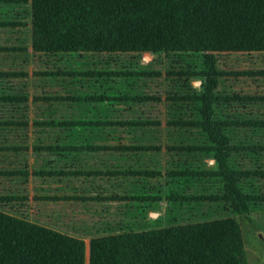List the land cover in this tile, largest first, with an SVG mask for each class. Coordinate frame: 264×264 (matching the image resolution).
Returning <instances> with one entry per match:
<instances>
[{"label": "trees", "instance_id": "1", "mask_svg": "<svg viewBox=\"0 0 264 264\" xmlns=\"http://www.w3.org/2000/svg\"><path fill=\"white\" fill-rule=\"evenodd\" d=\"M3 6L0 264H248L264 96L232 84L264 77L237 68L264 55V0ZM145 54L168 58L164 92Z\"/></svg>", "mask_w": 264, "mask_h": 264}, {"label": "rangeland", "instance_id": "2", "mask_svg": "<svg viewBox=\"0 0 264 264\" xmlns=\"http://www.w3.org/2000/svg\"><path fill=\"white\" fill-rule=\"evenodd\" d=\"M13 11V10H12ZM0 13L6 15L7 17H15V11L11 12V8L0 7ZM6 33L3 30L0 31V38L4 39ZM20 40V39H19ZM18 44H23L19 42ZM30 54V53H28ZM223 60V58H222ZM29 71H32V56L29 55L28 59ZM233 61V59H232ZM13 62H16L13 61ZM242 64L237 68L242 70H254V71H264V55H252L247 56L241 60ZM143 64H153V69L160 71L161 76L159 77V84L162 88L161 91L165 90V72L168 69V58L165 55L160 56H150L148 54L143 55L142 57ZM223 64V63H222ZM225 65V64H223ZM232 66H228V69ZM34 70V68H33ZM230 70V69H229ZM153 81V80H152ZM29 89L28 91L32 92V78L28 80ZM195 86L199 85V82H194ZM234 87V92L239 94H251L256 96H264V77L256 76L252 79L241 78L240 81L236 84H232ZM251 108H248L246 111H250ZM258 115L264 114V108L259 107L255 109ZM213 163L210 162V165ZM165 206L161 205V210L159 213L151 215V220H155L158 217L164 216ZM23 218L28 221L35 223H42L40 219L35 216V212L32 208V203H27L24 211L20 214ZM19 216V214H18ZM234 219L239 224V229L241 237L243 240L245 255L248 264H264V210L261 211H250L245 216L235 215ZM53 223V221H49ZM87 243V240L85 241Z\"/></svg>", "mask_w": 264, "mask_h": 264}]
</instances>
